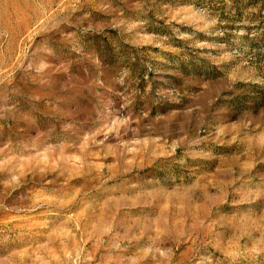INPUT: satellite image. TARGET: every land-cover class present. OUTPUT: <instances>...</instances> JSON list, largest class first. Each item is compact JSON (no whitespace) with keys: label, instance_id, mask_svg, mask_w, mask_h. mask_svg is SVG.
<instances>
[{"label":"rangeland","instance_id":"rangeland-1","mask_svg":"<svg viewBox=\"0 0 264 264\" xmlns=\"http://www.w3.org/2000/svg\"><path fill=\"white\" fill-rule=\"evenodd\" d=\"M0 264H264V0H0Z\"/></svg>","mask_w":264,"mask_h":264}]
</instances>
